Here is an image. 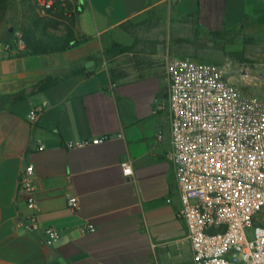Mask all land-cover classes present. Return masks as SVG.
I'll return each mask as SVG.
<instances>
[{
	"label": "crops",
	"instance_id": "1",
	"mask_svg": "<svg viewBox=\"0 0 264 264\" xmlns=\"http://www.w3.org/2000/svg\"><path fill=\"white\" fill-rule=\"evenodd\" d=\"M77 3L79 45L42 54L0 50V264H194L167 157L168 76L176 56L156 50L146 62L117 58L136 54L130 24L149 13L161 19L177 11L198 33L211 34L264 28V0ZM114 44L131 48L113 53ZM96 137L106 139L69 146ZM126 159L131 178L121 166ZM30 163L34 207L21 184ZM70 195L78 197L76 209ZM47 227L61 232L57 244H47Z\"/></svg>",
	"mask_w": 264,
	"mask_h": 264
},
{
	"label": "built area",
	"instance_id": "2",
	"mask_svg": "<svg viewBox=\"0 0 264 264\" xmlns=\"http://www.w3.org/2000/svg\"><path fill=\"white\" fill-rule=\"evenodd\" d=\"M31 1L42 13L60 6L69 10L68 3L75 2ZM18 46L27 49L20 35ZM12 49L6 45L7 51ZM167 98L171 136L167 157L180 190V216L188 228L194 264H264V223L259 221L264 212V97L242 92L218 64L175 57ZM47 103L36 106L31 119ZM121 166L131 178L132 162L123 160ZM33 174L30 163L21 180L30 207L36 205ZM68 205L76 209L78 197L70 195ZM44 233L48 245L57 244L62 236L56 227H47Z\"/></svg>",
	"mask_w": 264,
	"mask_h": 264
},
{
	"label": "rangeland",
	"instance_id": "3",
	"mask_svg": "<svg viewBox=\"0 0 264 264\" xmlns=\"http://www.w3.org/2000/svg\"><path fill=\"white\" fill-rule=\"evenodd\" d=\"M42 19L52 30L59 32L64 27L62 19L42 13L31 0H12L0 43L2 54L7 56V44L15 47L18 36L23 38L25 26L33 24L34 20L40 23ZM130 26L136 34V45L133 48L136 54L121 55L117 58L119 61L146 62L152 58L148 54L160 50L180 58L212 62L220 65L226 76L242 92L264 97L263 27L250 25L225 29L217 38L212 34L198 33L189 22L179 17L177 11L161 19L149 13ZM243 71H248L249 77ZM259 221L264 222V212Z\"/></svg>",
	"mask_w": 264,
	"mask_h": 264
},
{
	"label": "trees",
	"instance_id": "4",
	"mask_svg": "<svg viewBox=\"0 0 264 264\" xmlns=\"http://www.w3.org/2000/svg\"><path fill=\"white\" fill-rule=\"evenodd\" d=\"M78 0L68 3V9L59 7L57 10H49L48 15L56 16L63 20L64 27L60 31H55L49 28L42 21L39 23L37 20L33 24L23 28V39L26 47L30 53L42 54L51 52H62L71 47L79 45L82 41L76 34L77 17L80 13L78 7ZM12 6V0H0V43L4 34L5 26L8 19V14ZM43 23V24H42ZM42 24V25H41ZM49 24V23H48ZM57 27V25H55ZM223 31L211 32L215 37L221 36ZM131 47L114 44L111 52L118 53L129 50ZM45 84H40L39 88H43ZM264 223L263 221H260Z\"/></svg>",
	"mask_w": 264,
	"mask_h": 264
}]
</instances>
